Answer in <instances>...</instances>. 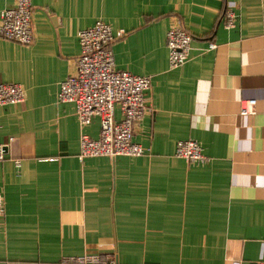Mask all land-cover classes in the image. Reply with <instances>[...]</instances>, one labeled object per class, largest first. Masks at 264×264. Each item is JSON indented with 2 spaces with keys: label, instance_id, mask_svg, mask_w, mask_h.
Wrapping results in <instances>:
<instances>
[{
  "label": "crops",
  "instance_id": "obj_1",
  "mask_svg": "<svg viewBox=\"0 0 264 264\" xmlns=\"http://www.w3.org/2000/svg\"><path fill=\"white\" fill-rule=\"evenodd\" d=\"M15 1L0 0V13ZM31 1L33 43L0 36V83L26 91L23 103L0 105V264H60L108 244L120 264L264 261V0ZM98 20L125 31L116 68L152 79L134 133L141 156L80 159V136L98 138L100 118L82 128L74 104L58 99L77 70L79 32ZM175 26L193 49L172 69ZM248 99L255 112L243 115ZM186 139L209 161L177 157Z\"/></svg>",
  "mask_w": 264,
  "mask_h": 264
},
{
  "label": "built area",
  "instance_id": "obj_2",
  "mask_svg": "<svg viewBox=\"0 0 264 264\" xmlns=\"http://www.w3.org/2000/svg\"><path fill=\"white\" fill-rule=\"evenodd\" d=\"M33 3L31 0H16L13 7L0 13V36L21 44L34 41L32 22ZM226 27L235 26L236 14L228 10L225 14ZM125 31L115 32L109 23L98 20L92 27L79 32L81 52L77 59L76 73L62 81L58 93L60 102L75 106L79 125L87 127L95 117L100 118L101 130L98 138L86 133L80 136V159L92 156L116 157L141 156L146 151L134 141L135 127L146 111V93L151 90L150 76L119 70L115 65L113 44L123 37ZM193 36L182 26H175L167 33L169 64L172 69L188 62ZM215 43L209 48L214 49ZM26 100V91L18 83H0V105H17ZM257 101L244 100L241 114L255 112ZM120 108L122 117L116 119L115 109ZM175 155L190 163L203 164L209 161L198 141L180 140ZM6 159L4 145H0V160ZM5 203L0 192V233ZM9 264H19L10 262ZM60 264H120L113 244L106 245L105 252L84 253L63 257ZM260 264H264L261 261Z\"/></svg>",
  "mask_w": 264,
  "mask_h": 264
}]
</instances>
